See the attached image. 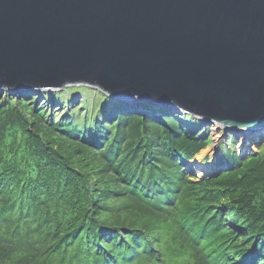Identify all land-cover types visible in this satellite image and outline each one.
<instances>
[{"label":"trees","instance_id":"1","mask_svg":"<svg viewBox=\"0 0 264 264\" xmlns=\"http://www.w3.org/2000/svg\"><path fill=\"white\" fill-rule=\"evenodd\" d=\"M4 92L0 264H264V153L227 150L196 180L211 140L190 114L83 85Z\"/></svg>","mask_w":264,"mask_h":264},{"label":"water","instance_id":"2","mask_svg":"<svg viewBox=\"0 0 264 264\" xmlns=\"http://www.w3.org/2000/svg\"><path fill=\"white\" fill-rule=\"evenodd\" d=\"M75 85L264 131V0H0V91Z\"/></svg>","mask_w":264,"mask_h":264},{"label":"rangeland","instance_id":"3","mask_svg":"<svg viewBox=\"0 0 264 264\" xmlns=\"http://www.w3.org/2000/svg\"><path fill=\"white\" fill-rule=\"evenodd\" d=\"M94 89L96 90V88H94ZM53 91H56V90H53ZM0 94H1L0 97H2L5 94V92L2 91V93H0ZM32 94H35V93H32ZM79 96H80V94H77L74 97L78 98ZM78 99H80V97ZM115 105H116V103H115ZM127 106L137 108L136 106H140V105L128 104ZM153 111H154L155 115L158 114L157 110H153ZM199 123H200L199 125L202 129V132L206 131V133L209 135L210 140H211V143L208 144L205 148H203L199 152V153H201L202 151L205 150L204 153L202 154L203 156L199 160V163L203 164V165L204 164L207 165L209 168L214 169L215 172H216L217 165L223 161L224 157H226L229 162L233 161L234 157H232V155L228 151H235V153L237 154L238 157H243L246 155H250L252 153L253 154L264 153V131L263 132L258 131L257 132V135H258L257 139L255 141H253L251 139V137H252V134L254 132L251 134H247L249 139L248 138L245 139L243 134L244 133L246 134V132L236 135V134H233L230 132H225V130H222V129L220 130V129H218V127L216 125L208 124L207 122H204L202 120H200ZM199 153H197V154H199ZM191 161L192 160H188L187 165H185V167H184V168L187 167L186 169L192 168L191 178H194V179L196 178V180H198V179L202 178L200 176L201 174L208 176V175H211L212 173H215V172L204 173L201 170L196 169V165L194 163H191ZM195 170H196V172H195ZM228 170L229 169L226 167H222L219 169L220 172H226Z\"/></svg>","mask_w":264,"mask_h":264},{"label":"bare ground","instance_id":"4","mask_svg":"<svg viewBox=\"0 0 264 264\" xmlns=\"http://www.w3.org/2000/svg\"><path fill=\"white\" fill-rule=\"evenodd\" d=\"M258 131H262L263 132V129H257L256 130V132L254 131V133L253 132H251V133H253L252 134V137H251V139L253 140V141H255L256 139H257V132ZM251 133H248V132H246V134L244 133L243 134V136L245 137V139L246 138H248V136H247V134H251ZM251 136V135H250ZM243 139V138H242ZM249 139V138H248ZM205 151V150H204ZM204 151H202L201 153H199V154H197L196 156H195V159H193L192 160V162H194L195 161V164H196V169H199V170H201L202 172H204V173H207V172H209V167L207 166V165H200L198 162H199V160L201 159V157L203 156L202 154L204 153ZM196 172V171H195Z\"/></svg>","mask_w":264,"mask_h":264}]
</instances>
